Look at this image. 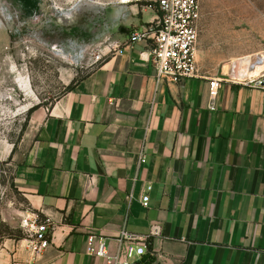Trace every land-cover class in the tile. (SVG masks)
Segmentation results:
<instances>
[{"label": "crops", "instance_id": "obj_1", "mask_svg": "<svg viewBox=\"0 0 264 264\" xmlns=\"http://www.w3.org/2000/svg\"><path fill=\"white\" fill-rule=\"evenodd\" d=\"M150 4L126 12L123 54L35 113L17 183L51 223V245L35 257L7 239L0 264H108L88 254L91 236L117 262L264 264V90L202 72L157 86L151 42L125 48L159 17ZM124 230L144 256L127 257Z\"/></svg>", "mask_w": 264, "mask_h": 264}, {"label": "rangeland", "instance_id": "obj_2", "mask_svg": "<svg viewBox=\"0 0 264 264\" xmlns=\"http://www.w3.org/2000/svg\"><path fill=\"white\" fill-rule=\"evenodd\" d=\"M124 1L0 0V244L25 243L23 221L41 218L17 183L35 113L121 48L126 12L154 0ZM201 7L196 56L203 74L230 79L235 62L264 57V0H201Z\"/></svg>", "mask_w": 264, "mask_h": 264}, {"label": "built area", "instance_id": "obj_3", "mask_svg": "<svg viewBox=\"0 0 264 264\" xmlns=\"http://www.w3.org/2000/svg\"><path fill=\"white\" fill-rule=\"evenodd\" d=\"M148 8L158 12L159 17L151 24L146 25L141 31L132 34L125 42V48H133L137 43L151 42V54L147 61L152 62L155 68V81L157 86L161 84L180 83L185 79L200 77V68L197 62V44L199 41V23L201 19V0H154ZM117 54H123L119 48ZM111 54V52L109 53ZM244 61V60H242ZM248 70L254 71L257 66H264V57L252 63L248 60ZM227 82L233 85H241L248 88L264 90V70L259 76L253 77L246 72L235 73L232 70ZM221 81L211 83V92L214 95ZM145 156L139 158V163H145ZM152 186H148L146 192H150ZM145 208L149 207L150 197L142 198ZM27 229L28 237L25 240V248L29 254L35 257L49 248L51 245V233L53 227L48 220L41 219L38 215L28 216L22 223ZM162 234V226L155 224L150 229V237ZM120 243L128 242L126 252L128 258L138 256L141 258L146 253V244L124 230L120 236ZM88 254L92 257L102 258L108 264H130L126 261L117 262V258L110 256L108 244L105 239L91 236L88 239ZM139 264V263H135Z\"/></svg>", "mask_w": 264, "mask_h": 264}, {"label": "bare ground", "instance_id": "obj_4", "mask_svg": "<svg viewBox=\"0 0 264 264\" xmlns=\"http://www.w3.org/2000/svg\"><path fill=\"white\" fill-rule=\"evenodd\" d=\"M124 2L126 3V2H128V0H125ZM232 70L235 73L246 72L247 75L256 77V76H259L260 73L264 70V66H257L254 71H249L248 70V62H244L242 60L241 61L239 60L238 62H235L233 64Z\"/></svg>", "mask_w": 264, "mask_h": 264}, {"label": "trees", "instance_id": "obj_5", "mask_svg": "<svg viewBox=\"0 0 264 264\" xmlns=\"http://www.w3.org/2000/svg\"><path fill=\"white\" fill-rule=\"evenodd\" d=\"M74 86L69 89V91L73 90Z\"/></svg>", "mask_w": 264, "mask_h": 264}]
</instances>
